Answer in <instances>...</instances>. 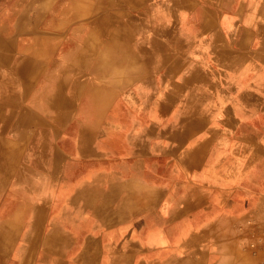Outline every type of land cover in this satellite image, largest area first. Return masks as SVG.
<instances>
[{
  "label": "crops",
  "instance_id": "1",
  "mask_svg": "<svg viewBox=\"0 0 264 264\" xmlns=\"http://www.w3.org/2000/svg\"><path fill=\"white\" fill-rule=\"evenodd\" d=\"M171 1L0 0V158L19 153L0 170V264L264 260V0L194 5L190 28L178 15L182 45L149 69L101 49L138 44L125 28L148 40L156 5L170 17L186 4ZM91 85L107 96L93 120ZM48 123L64 160L37 170Z\"/></svg>",
  "mask_w": 264,
  "mask_h": 264
},
{
  "label": "rangeland",
  "instance_id": "2",
  "mask_svg": "<svg viewBox=\"0 0 264 264\" xmlns=\"http://www.w3.org/2000/svg\"><path fill=\"white\" fill-rule=\"evenodd\" d=\"M173 2V0L171 1ZM203 4L202 6H200V1L197 0H186V4H184V6H182L181 8H177L174 10L175 14H171L170 17L167 15H164L162 12V6H155V10L156 12H153L151 15H149V17L144 21L145 23H147L146 25L153 27H158L159 30L154 32H151L153 35L149 36L150 37V42H148L149 45H147L146 48L136 44V45H129L128 43L120 45L114 42H109L107 43V46L105 48H101L103 49V51H105V54H110L108 55V57L114 56L116 54L120 55L119 59L120 60H125V59H133L136 62H140L138 65L139 66H145V68L149 69L151 64L154 62L156 63L158 60H163L164 58L168 59L169 58V52H170V57L173 56L172 54L175 53L177 47L182 45L181 41H178L176 39V34L171 33L170 31L173 28H176L178 25V15L182 14L184 15V20L188 22H185L187 24H185V28H190L189 27V23H194L195 19H191L192 17H189L190 14H195V7H202V8H206L208 10H212V1L210 0H202ZM118 5L117 3H112L111 5L108 6H116ZM186 5V6H185ZM216 6V5H215ZM218 11L220 10V4H218ZM124 13H127V11H124ZM125 15V14H124ZM132 16H123V22H125V19L130 18ZM223 17H218L217 23H220L222 21ZM127 21V20H126ZM127 22H131L130 20H128ZM193 36V35H192ZM192 36H186L187 38H191ZM204 36V42L206 41V36L207 35H203ZM209 37V36H207ZM132 55V56H130ZM145 57V59H142V57ZM210 58V57H209ZM97 61H95L94 63H92V67H94L96 65ZM173 60H172V64L173 65ZM117 64V61H116ZM175 65V64H174ZM215 70V69H214ZM135 74V73H134ZM130 75V74H128ZM136 77V76H133ZM93 83H97V79L96 81L91 80ZM201 85H203L204 83H206L208 86H210V81L211 79L205 80L200 79ZM250 81V80H249ZM144 82V81H143ZM254 86L258 87V88H262V83L259 79H255L254 80ZM125 86V87H124ZM206 86V85H204ZM127 88V86L125 84L122 85V89ZM128 98H133L131 101L128 100ZM140 99L142 100V96L138 97V96H132L129 94L123 95L122 96V102L126 103H137L140 101ZM207 98H198V100H196L198 103H204L206 102ZM125 110L121 111V114L123 116V118H125L124 114L129 117L130 116V111L128 110V108L126 109L124 107ZM120 113V112H119ZM130 118V117H129ZM47 127L43 129V134H42V139L40 140V136L35 135L37 138H39L38 141H34V146H35V150L34 151V161L36 162V167L37 170H51L52 165L55 162V159L53 158V154L56 150H54L53 147H51L49 145V141L52 138L51 132H52V127L51 125L45 124ZM5 149V154H10V158L7 160H4L2 157L0 158V170H2V167L4 165V163L8 164L9 167H12L13 165L16 164V160H15V156H17L18 158V149H13L12 146L6 145L4 146ZM14 152V154H13ZM47 155V156H46ZM14 156V157H13ZM49 157V159L46 160V166L47 168H43L44 165V161L46 157ZM16 158V159H17ZM62 158V157H61ZM18 160V159H17ZM64 160V158H62L61 162ZM68 218V217H65ZM64 220V219H63ZM72 221V219H69ZM38 221V219L34 218L33 223L31 222L30 227L35 226V222ZM66 221V220H64ZM255 220H247L245 222V226L244 224H238L236 225V228L239 229L240 231H242V234H244V228L246 227H253L255 226ZM33 238H35V235H30L29 232L26 233L25 235V239L28 243H31L33 241ZM251 240H255L253 238H251L250 240H248L245 243V246H248L249 242ZM243 245V244H242ZM72 257V256H71ZM260 264H264V260H261Z\"/></svg>",
  "mask_w": 264,
  "mask_h": 264
},
{
  "label": "bare ground",
  "instance_id": "3",
  "mask_svg": "<svg viewBox=\"0 0 264 264\" xmlns=\"http://www.w3.org/2000/svg\"><path fill=\"white\" fill-rule=\"evenodd\" d=\"M111 4L112 3H110L109 5H111ZM107 6H108V4H107ZM128 6L130 7V4ZM162 9L163 10H168V8L166 7V5L162 6ZM153 11L156 12L155 9H153ZM137 32H140V31H137ZM170 32L173 33V34H176V39L177 40L180 39V36L177 34V31H176L175 28H173ZM190 36H192V35H190ZM123 38L124 39L131 38L133 41H137L138 44L140 46L144 47V48H146L147 45H149L148 42H150V40H151L150 37H149L148 40L141 41L139 39L138 35H136V34L134 35V33L128 32L126 30V28L123 31ZM256 79H258V78H256ZM89 90H90L91 93L89 92L86 95V104L87 105H86V111L85 112L90 113V115L88 117H89L90 120H93V119H97L100 116L101 110L103 109V104L102 103L105 102V100L107 99V96L105 94H103V91H102V89L100 87H94L93 85H91V87L89 88ZM84 132L85 131L83 130V127L82 126L80 128H78L76 130V132L74 133L75 134L74 140L76 141L77 139H80L82 137V135H83ZM53 156L55 157V164H54L53 167L54 168H57L58 165L61 163V160L62 159L60 158V155H59V152L58 151H56ZM47 159H49V157H46L45 158L44 165H43V168L44 169L47 168V166H46V160Z\"/></svg>",
  "mask_w": 264,
  "mask_h": 264
},
{
  "label": "built area",
  "instance_id": "4",
  "mask_svg": "<svg viewBox=\"0 0 264 264\" xmlns=\"http://www.w3.org/2000/svg\"><path fill=\"white\" fill-rule=\"evenodd\" d=\"M258 242H260V241H258ZM260 246H262V248H263L262 251H264V244H262V245H260ZM251 247L255 249V248H256V245H255V244H252Z\"/></svg>",
  "mask_w": 264,
  "mask_h": 264
}]
</instances>
